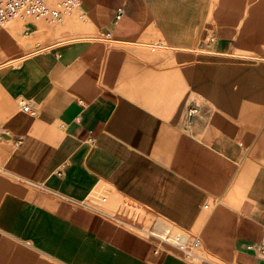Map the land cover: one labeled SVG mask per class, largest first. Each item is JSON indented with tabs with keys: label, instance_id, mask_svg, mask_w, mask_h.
Returning a JSON list of instances; mask_svg holds the SVG:
<instances>
[{
	"label": "crops",
	"instance_id": "crops-1",
	"mask_svg": "<svg viewBox=\"0 0 264 264\" xmlns=\"http://www.w3.org/2000/svg\"><path fill=\"white\" fill-rule=\"evenodd\" d=\"M80 4L77 30L24 21L44 48L0 47V264H216L111 221L122 194L157 234L264 264L245 248L264 232V0ZM92 189L97 210L77 204Z\"/></svg>",
	"mask_w": 264,
	"mask_h": 264
},
{
	"label": "built area",
	"instance_id": "built-area-1",
	"mask_svg": "<svg viewBox=\"0 0 264 264\" xmlns=\"http://www.w3.org/2000/svg\"><path fill=\"white\" fill-rule=\"evenodd\" d=\"M76 13L81 19L84 12L81 9L80 0H0V27L9 22L13 18L22 21H44L50 25H56L63 22L66 15ZM121 11H118L117 17H120ZM208 41L215 40L213 35H208ZM151 52H155L166 48V44L161 41H155L147 44ZM28 110V106L22 107ZM197 108L191 106L190 113H195ZM107 193L101 189L90 190L82 199L77 201L80 206L91 209H99L107 202ZM204 205L203 208H206ZM108 218L118 225L129 228L135 232L145 234L151 237L153 231L149 222L152 221V211L145 204L132 199L124 194L120 195L113 210L107 215ZM163 236L157 237L158 243L156 247L162 244L170 245L176 248L181 257L186 260H193L198 256L199 239H187L180 233L164 232ZM248 250H256L264 257V232L261 234L256 244H247Z\"/></svg>",
	"mask_w": 264,
	"mask_h": 264
},
{
	"label": "rangeland",
	"instance_id": "rangeland-1",
	"mask_svg": "<svg viewBox=\"0 0 264 264\" xmlns=\"http://www.w3.org/2000/svg\"><path fill=\"white\" fill-rule=\"evenodd\" d=\"M83 22V19H80L76 13H71L69 15H66L63 22L60 24L56 25H50L47 24L44 21H40V26L42 27L43 30L46 28L48 29H56L59 30L61 27L68 25L72 30H77V27L81 25ZM25 29V22L18 19V18H13L9 22L5 23L2 27H0V47L3 50L7 51L8 59L10 60H18L22 56L31 53L35 50H39L44 48L45 44L42 43V36L43 34L39 35H34L32 33L25 34L23 30ZM74 36H69L68 38ZM91 38L100 40L98 34L97 35H92ZM146 46V45H145ZM152 221L149 222V226H151ZM138 233V232H137ZM141 236H144L148 239H154L155 243H158V240L154 236H145V234L138 233ZM183 235V234H182ZM189 239H193L196 236H186ZM165 245V244H162ZM169 247V246H168ZM200 244L199 248L197 251L198 256L194 258L195 261H198L199 263H203L202 261H214L216 264H220V260L218 258L211 256L208 254V251H203L200 249ZM174 251L181 257V254L179 251L175 248Z\"/></svg>",
	"mask_w": 264,
	"mask_h": 264
},
{
	"label": "bare ground",
	"instance_id": "bare-ground-1",
	"mask_svg": "<svg viewBox=\"0 0 264 264\" xmlns=\"http://www.w3.org/2000/svg\"><path fill=\"white\" fill-rule=\"evenodd\" d=\"M164 233V232H163ZM163 233H161V234H157L156 232H153V235H151V236H154L156 239H157V237L156 236H159V237H161V236H163L162 234Z\"/></svg>",
	"mask_w": 264,
	"mask_h": 264
}]
</instances>
